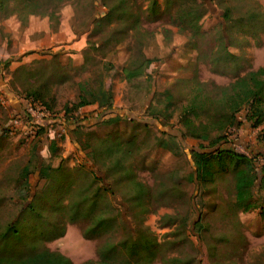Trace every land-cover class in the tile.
Listing matches in <instances>:
<instances>
[{"label": "rangeland", "instance_id": "374dc122", "mask_svg": "<svg viewBox=\"0 0 264 264\" xmlns=\"http://www.w3.org/2000/svg\"><path fill=\"white\" fill-rule=\"evenodd\" d=\"M148 3L129 0L139 29L125 31L124 24H116L105 42L101 40L110 32L109 25L92 30L94 17L106 9L101 0H11L0 11V225L36 192L44 206L54 192H62L67 200L84 182L89 184L85 175L93 170L98 175L93 185L108 186L107 200L128 225L141 217L162 238L176 222H163L161 214L183 216L186 231L201 248V264L214 260L264 264V190L255 189L254 207L234 210L231 173L215 176L214 183L200 181L191 152L201 150L200 144L211 147L210 142L184 134L178 120L192 81H204L206 89L215 91L237 74L264 65V0H158L156 13H149ZM183 7L203 8L199 32L193 33L187 23L178 25L174 16ZM226 8L227 20L223 18ZM250 10H258L259 15L250 20L246 17ZM227 50L235 57H228ZM140 56L152 61L132 77L125 66ZM188 77L190 81L184 80ZM39 83H44L50 103L49 115L39 119L42 129L33 137L25 133L28 125L24 132L7 133L12 116L27 115L24 89ZM100 84L111 89L110 107L90 103L64 112L65 103L71 106L87 88ZM198 113L196 121L206 119L204 109ZM237 116L240 124L225 129L226 140L214 147L255 157L258 185L260 164H264V123L253 126L245 108ZM51 140H55L53 153ZM98 140H113L119 149L113 154L124 151L122 165L116 164L110 150L109 155L94 154ZM92 154L95 161L89 158ZM28 162L29 190L20 177ZM42 164L49 167L45 176L39 175ZM126 168L152 195L141 215L125 203L132 184L121 176ZM162 184L166 191L155 195ZM58 216L64 233L45 244L67 255L73 264H104L97 259V247L106 236L87 238L83 235L86 219L64 221L63 213ZM198 221L203 224L202 239ZM190 248L173 246L165 251L182 254ZM139 264L161 261L158 257Z\"/></svg>", "mask_w": 264, "mask_h": 264}, {"label": "trees", "instance_id": "16d2710c", "mask_svg": "<svg viewBox=\"0 0 264 264\" xmlns=\"http://www.w3.org/2000/svg\"><path fill=\"white\" fill-rule=\"evenodd\" d=\"M10 1L0 0V11L6 9ZM101 2L106 5V9L103 14L94 17L92 30L102 31L106 25L111 27L110 32H107L101 41L105 42L111 37L116 24H124L125 31L139 29V19L135 12L129 10V0H114L110 4L107 0H101ZM147 9H149V13H156L159 9L158 0H149ZM227 9L223 12L225 20L230 16ZM257 11L250 10L246 17L250 20L255 18L259 15ZM202 15V7L199 10H195L193 7H183L176 12L174 17L177 18L179 26L185 27L184 23H187L192 32L197 33L199 32L198 21ZM223 46L227 47L224 43ZM226 55L235 57L228 50ZM151 61L152 58L140 56L137 61L131 62L125 68L132 71L130 75L133 77L139 73V68ZM184 80L190 81L191 78L188 77ZM206 84V82L197 79L192 81L188 90L187 101L178 113V120L184 134L209 140L211 147H214L218 142L226 140V136L223 134L225 129L240 124L237 113L244 108L248 118L252 120L253 126L264 123V65L237 74L231 82L217 85L218 88L215 91L206 89ZM24 92L25 96L38 100L45 107H50L44 83L24 89ZM90 103H96L99 107H110L111 89L104 88L102 84L95 88H87L85 93L81 94L71 106L67 103L64 104V112ZM198 109L205 110L206 119L196 121V117L199 116ZM42 127L38 124L39 129L36 134ZM262 129V139L264 140V125ZM5 131L3 132L6 134ZM96 144L94 151L96 156L109 155L119 151V149H115L113 140H98ZM200 147L201 150L194 149L191 152L198 179L202 182L214 183L215 176L230 172L233 180L232 208L248 210L254 207L256 205L255 189L258 187L264 190V164H260L261 178L257 185L259 174L255 157L233 148H211L210 146L205 148L203 144H200ZM49 150L51 153L55 150V140H51ZM122 155H124L123 150L113 154L118 166L122 165L120 158ZM89 158L95 161L93 154ZM48 168V165L43 166L42 164L39 175L45 176ZM30 173H32L31 162H28L22 166L20 171L23 188L27 190L30 189ZM121 176L128 178L129 183H132L131 192H126L127 194L124 196L126 205L130 208L134 206L141 215L146 210L145 200L152 195L143 182L133 178L132 172L127 168L123 170ZM85 177L88 178L89 184L84 182L80 186L79 192H71L67 200H64L62 192H54L53 196L49 197L47 206H44V201L38 192L29 193V197L33 194L31 200L15 212L13 211L0 225V264H73L67 255L59 250L50 249L45 244L46 240L64 233L65 228L61 224L63 220L58 216L59 213L64 214V221L86 219L87 225L83 228V235L87 238L106 236L105 240L97 247V259L101 263L139 264L141 261L153 262L159 257L161 264H201V259L198 257L201 248L186 231L183 216L178 217L171 213L161 214L160 219L163 222L168 224L176 222V224L172 230L165 232L162 238H158L148 225L143 224L141 217L134 219L132 226L126 223L120 212H116L113 208L111 199L108 198V201L106 198L104 190L108 189V186L93 185L94 181L98 179L95 171L90 170L89 175L86 174ZM166 189L165 184H162L155 195L163 194ZM48 193L49 196L50 192ZM12 202H16V200L12 199ZM261 212L264 213V201ZM197 225H200L198 232L202 239L203 224L201 227L198 221ZM186 245L192 248H190V252L184 251L180 254L179 250L177 253L165 251L173 246L180 248ZM212 264L235 263L214 260Z\"/></svg>", "mask_w": 264, "mask_h": 264}, {"label": "built area", "instance_id": "2783aa9c", "mask_svg": "<svg viewBox=\"0 0 264 264\" xmlns=\"http://www.w3.org/2000/svg\"><path fill=\"white\" fill-rule=\"evenodd\" d=\"M25 100L27 111L26 117L22 118L20 115L12 116L6 124V132L9 134H14L19 129L23 130L25 125H28L29 129L25 131V133L33 137L36 134V128L38 126L37 122L40 121L39 119H41V116L46 117L49 115V110L38 100H35L32 97L25 96Z\"/></svg>", "mask_w": 264, "mask_h": 264}, {"label": "crops", "instance_id": "0c3cea01", "mask_svg": "<svg viewBox=\"0 0 264 264\" xmlns=\"http://www.w3.org/2000/svg\"><path fill=\"white\" fill-rule=\"evenodd\" d=\"M37 123H38L39 125H41L42 122H41V120H40V121H38ZM3 128H4V126H3ZM3 128H2V130H3ZM2 132H3V131H2Z\"/></svg>", "mask_w": 264, "mask_h": 264}]
</instances>
